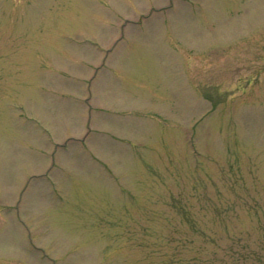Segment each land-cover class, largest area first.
Segmentation results:
<instances>
[{
  "label": "rangeland",
  "instance_id": "rangeland-1",
  "mask_svg": "<svg viewBox=\"0 0 264 264\" xmlns=\"http://www.w3.org/2000/svg\"><path fill=\"white\" fill-rule=\"evenodd\" d=\"M259 232L264 0H0V264H207Z\"/></svg>",
  "mask_w": 264,
  "mask_h": 264
},
{
  "label": "trees",
  "instance_id": "trees-1",
  "mask_svg": "<svg viewBox=\"0 0 264 264\" xmlns=\"http://www.w3.org/2000/svg\"><path fill=\"white\" fill-rule=\"evenodd\" d=\"M255 213H257V211ZM258 237L260 238H258L255 243H250L249 245L242 244V246H240V243H238V247L240 249L237 250L235 249V247L233 248L228 247L224 251L222 256L213 257L212 259H210L209 263L207 261H203V263L211 264L212 262L215 261L216 263H213V264H217L218 262L219 264H250L251 262L252 264H264V234L259 232ZM245 240L248 242L246 238ZM188 243L189 241L186 242V244ZM178 245L186 246L185 244H180V243ZM241 257H243V259H241ZM178 258L182 262L184 261L183 260L184 257H181L179 255ZM185 259H188V258H185ZM195 261L199 262V259Z\"/></svg>",
  "mask_w": 264,
  "mask_h": 264
}]
</instances>
